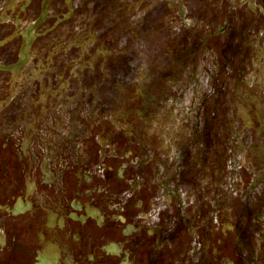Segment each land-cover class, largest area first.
<instances>
[{
    "label": "flooded vegetation",
    "instance_id": "flooded-vegetation-1",
    "mask_svg": "<svg viewBox=\"0 0 264 264\" xmlns=\"http://www.w3.org/2000/svg\"><path fill=\"white\" fill-rule=\"evenodd\" d=\"M23 56L0 264H264V144L224 113L264 84V0H0V65Z\"/></svg>",
    "mask_w": 264,
    "mask_h": 264
},
{
    "label": "rangeland",
    "instance_id": "rangeland-1",
    "mask_svg": "<svg viewBox=\"0 0 264 264\" xmlns=\"http://www.w3.org/2000/svg\"><path fill=\"white\" fill-rule=\"evenodd\" d=\"M249 70H251V68H249ZM249 73H250V71H248V74ZM254 76L259 77L257 74H255ZM259 78L263 79L261 77H259ZM233 92H231L229 94V101L227 104H225V110H224L225 115L228 117L229 120L233 121V123L235 125V130H237L239 132H243V133L247 132V128H245V125H247V126L249 125L253 129H257V130H255L256 131L255 135L258 139V143L264 144V134H263V130H261L262 127H258V124L259 125L264 124V102L262 100L261 101L259 100L257 102H255L254 100L253 101L250 100V106L253 109V112L256 115L257 119L255 118V120H252V119L249 120L247 118L249 120V121H247V119L245 120V118H246V116H249L250 114L248 112L245 114L243 111V110L246 111L247 107L244 106V104H242L241 102H240L241 104L239 103L237 95L235 94L238 91L234 89ZM240 95H241V97H243V96H246L247 98L250 97L248 95V91L246 88L240 90ZM248 100H246V102H248ZM241 105H242V107H241ZM254 126L256 128H254Z\"/></svg>",
    "mask_w": 264,
    "mask_h": 264
},
{
    "label": "water",
    "instance_id": "water-1",
    "mask_svg": "<svg viewBox=\"0 0 264 264\" xmlns=\"http://www.w3.org/2000/svg\"><path fill=\"white\" fill-rule=\"evenodd\" d=\"M39 22H37L38 24ZM24 65V61H21L20 63H18L15 67H5V66H1L0 65V70H3V71H13L15 70L16 68H19L21 66Z\"/></svg>",
    "mask_w": 264,
    "mask_h": 264
}]
</instances>
